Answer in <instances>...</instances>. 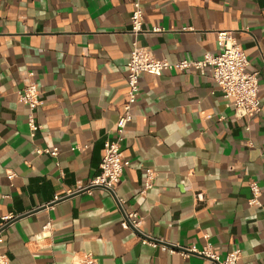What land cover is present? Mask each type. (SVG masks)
<instances>
[{
    "label": "crops",
    "instance_id": "crops-1",
    "mask_svg": "<svg viewBox=\"0 0 264 264\" xmlns=\"http://www.w3.org/2000/svg\"><path fill=\"white\" fill-rule=\"evenodd\" d=\"M135 0H0V233L8 264H74L90 252L99 264H209L141 243L124 229V212L142 217V232L178 244L209 245L238 264H264V108L237 118L212 68L143 73L133 120L122 141L129 165L114 194L102 188L59 200L100 172L104 141L127 100V63ZM140 46L177 62L217 54V31L231 30L249 60L264 66V0H140ZM158 26L162 30L153 32ZM36 83L34 114L18 91ZM264 105V71L259 79ZM59 148L57 157L39 148ZM156 172L141 194L145 170ZM13 176L10 177L9 175ZM261 206L249 204L250 183ZM117 198L122 199V208ZM51 222V240L31 241Z\"/></svg>",
    "mask_w": 264,
    "mask_h": 264
},
{
    "label": "built area",
    "instance_id": "built-area-1",
    "mask_svg": "<svg viewBox=\"0 0 264 264\" xmlns=\"http://www.w3.org/2000/svg\"><path fill=\"white\" fill-rule=\"evenodd\" d=\"M130 30L134 36L132 50L127 63L128 74L126 78L128 90L127 100L122 112L119 114L115 123V136L108 137L104 141V154L100 164L99 174L93 178L89 184L78 186L66 191L64 196H56L55 200L79 193L91 191L93 188H102L107 192L114 194L115 186L123 177L124 168L129 165V160L124 158L122 151V141L124 138L125 128L133 120V106L137 102L140 94V78L143 73L152 75H161L165 71L194 69L199 74H205L207 68H212L213 78L217 86L221 89L225 98H231L234 106V114L237 118L249 117L253 114L260 113L264 105L259 98V79L261 71H248L249 60L247 55L234 36L231 30L217 31V44L220 48L219 53L212 54L206 52L200 59H182L177 62H170L167 59L156 58L147 48L138 44L136 37L144 32V14L143 6L140 0L133 2V11L130 18ZM161 27L155 26L153 32H160ZM18 98L26 104L30 110L28 114V126L30 136L34 137L36 131L41 127L36 122L35 110L41 105L40 90L36 83H30L18 91ZM38 153H47L53 157L59 154V148H39ZM10 177L13 175L10 174ZM156 172L151 168H146L143 188L141 194L153 187V181ZM252 196L249 198V204L260 207L262 204L259 200L261 188L257 181L250 183ZM123 200L117 198V203L122 208ZM15 216H4L0 220V233ZM142 217L135 211L124 212L121 220V226L124 229H133L141 233V243L160 248L171 254H179L182 257H188L191 254L205 256L209 264H238L241 258V250L236 249L228 252L224 258L215 252L209 245L202 249L196 246H180L160 238H154L141 230ZM51 222H47L42 231L33 236L31 241L39 244L41 241L51 240ZM1 241V240H0ZM0 264H8L6 254L0 252ZM74 264H99L94 254L83 252L75 256Z\"/></svg>",
    "mask_w": 264,
    "mask_h": 264
}]
</instances>
